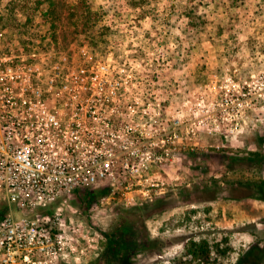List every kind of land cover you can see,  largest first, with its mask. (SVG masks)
Segmentation results:
<instances>
[{
	"label": "rangeland",
	"instance_id": "1",
	"mask_svg": "<svg viewBox=\"0 0 264 264\" xmlns=\"http://www.w3.org/2000/svg\"><path fill=\"white\" fill-rule=\"evenodd\" d=\"M0 29L9 45L113 54L134 68L137 117L161 133L169 118L155 141L172 196H68L66 216L98 234L79 263L58 264H264V0H0ZM201 241L208 258L193 253Z\"/></svg>",
	"mask_w": 264,
	"mask_h": 264
},
{
	"label": "built area",
	"instance_id": "2",
	"mask_svg": "<svg viewBox=\"0 0 264 264\" xmlns=\"http://www.w3.org/2000/svg\"><path fill=\"white\" fill-rule=\"evenodd\" d=\"M13 41L0 29V264L79 263L98 232L66 216L67 197L97 187L126 205L162 195L169 153L155 138L170 137L169 118L161 133L137 117L134 68L111 53Z\"/></svg>",
	"mask_w": 264,
	"mask_h": 264
},
{
	"label": "trees",
	"instance_id": "3",
	"mask_svg": "<svg viewBox=\"0 0 264 264\" xmlns=\"http://www.w3.org/2000/svg\"><path fill=\"white\" fill-rule=\"evenodd\" d=\"M89 5L88 4H84V6H82V13L83 14H85V13H89V14H93V15H95V12H92L91 10H90V7H88ZM171 191L172 190H170L169 192H168V196L166 195V196H164V197H161L160 195H157V196H152V197H148V198H146V199H143V200H141V201H139V202H136V204H144V205H146V204H153L154 205V203H156V205L157 206H159V203L160 202H163V201H165L167 198H170L171 196H172V194H171ZM179 193H181V190L179 191ZM91 195V193L90 192H87L86 193V196L84 197L85 198V200H86V198L88 197V196H90ZM166 198V199H165ZM135 204V205H136ZM155 205V206H156ZM139 242V241H138ZM116 245V246H115ZM193 246H194V248H195V250L193 251V253H195L197 256L198 255H202V256H204L205 258H208L209 257V252H210V250H209V246H208V244L205 242V241H201V242H193ZM110 249H111V251L112 252H114L115 254H122V253H124L125 251H126V249H128V244H126L123 240H121V241H119V242H117V243H111V245H110Z\"/></svg>",
	"mask_w": 264,
	"mask_h": 264
},
{
	"label": "flooded vegetation",
	"instance_id": "4",
	"mask_svg": "<svg viewBox=\"0 0 264 264\" xmlns=\"http://www.w3.org/2000/svg\"><path fill=\"white\" fill-rule=\"evenodd\" d=\"M155 255H152L151 257L153 258Z\"/></svg>",
	"mask_w": 264,
	"mask_h": 264
}]
</instances>
